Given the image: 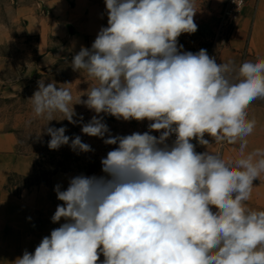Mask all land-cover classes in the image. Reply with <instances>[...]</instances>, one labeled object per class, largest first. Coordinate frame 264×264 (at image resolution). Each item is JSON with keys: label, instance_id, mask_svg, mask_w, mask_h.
Segmentation results:
<instances>
[{"label": "clouds", "instance_id": "1", "mask_svg": "<svg viewBox=\"0 0 264 264\" xmlns=\"http://www.w3.org/2000/svg\"><path fill=\"white\" fill-rule=\"evenodd\" d=\"M105 5L107 27L71 61L74 71L96 81L87 99L73 103L71 83L58 87L43 79L30 99L34 115L48 121L38 137H51L50 150L94 151L79 135H66V126H49L53 120L80 124L83 134L117 147L101 159L106 175L81 174L66 190L54 187L63 203L52 222H66L14 264H264V210L245 204L264 174V149L245 155L256 128L248 109L264 98V58L243 62L232 76L233 68L217 64L205 49L182 52L178 37L197 31L195 0ZM75 104L96 115L87 123L74 119ZM102 113L147 119L150 131H163L159 138L113 136ZM205 134L217 144L239 142V158L197 153L191 141L208 146Z\"/></svg>", "mask_w": 264, "mask_h": 264}, {"label": "rangeland", "instance_id": "2", "mask_svg": "<svg viewBox=\"0 0 264 264\" xmlns=\"http://www.w3.org/2000/svg\"><path fill=\"white\" fill-rule=\"evenodd\" d=\"M19 3L20 0H0V21L8 22L10 18L13 20L14 12L9 10L17 7ZM195 6L197 12L194 22L197 31L181 34L178 37V46L183 45L182 52L194 54L205 49L209 57L216 60L219 49L229 34L225 23L228 0H195ZM0 58L5 60L0 68V131L14 133L17 137V154L29 157L32 161L30 173H11L5 188L17 198L38 200L36 210H42L40 215L35 210L28 211L29 214L36 215L22 219V237L15 236L6 241L13 248L25 247L31 253L43 237L49 236L53 229L66 222L63 218L57 223L52 222L57 205L63 203L57 199L54 187L59 184L61 190H66L69 179L81 174L97 177L106 175L102 171L101 159L117 145H106L101 138L85 135L81 132L80 124L73 125L67 120H53L49 126H66V135H79L82 142L89 144L94 151L74 152L67 145L58 150H50L47 144L51 137L46 134L38 137L48 122L46 117H36L33 112L30 98L38 90V81L43 79L45 85L56 82L58 87L71 83L66 87L71 91L73 103H77L80 96L82 100H86L85 92L96 83L88 77L86 71L73 70V57H61L47 67L40 66L37 38L26 36L23 31H19V26H13L10 43L0 44ZM41 73L44 74L43 77ZM74 109L78 114L74 119L82 116L83 123L96 115L83 104H75ZM100 115L113 136H126L137 132L143 122L124 121L103 113ZM54 117L59 120L63 118V114L56 112ZM55 176H64L65 180ZM22 255H10L11 263L14 264ZM0 258H7V255H0Z\"/></svg>", "mask_w": 264, "mask_h": 264}, {"label": "crops", "instance_id": "3", "mask_svg": "<svg viewBox=\"0 0 264 264\" xmlns=\"http://www.w3.org/2000/svg\"><path fill=\"white\" fill-rule=\"evenodd\" d=\"M11 10L15 15L13 20L0 21V44H9L13 26H19V31L26 36L37 38L42 67L61 57H74L82 46L91 49L100 29L107 27L108 20L105 0H20ZM258 58H264V0H248L225 44L219 49L216 62L229 64L234 70L231 75L235 76L243 62H254ZM3 61L0 58V68ZM248 116L256 120V128L246 138L245 155L257 148L264 149V98L249 106ZM204 138L210 144H199L200 153L209 151L224 159L239 158V142L217 144L207 134ZM31 169V159L17 154L16 135L0 131V255H7V258H0V264H12L10 255L24 254L25 247L13 248L6 239L22 237V219L42 212L36 210L38 200L17 198L5 188L11 173L27 175ZM55 177L65 180L64 176ZM245 204L253 210H264V174L254 181L251 199ZM33 210L36 214L28 213ZM100 259L103 261L104 258Z\"/></svg>", "mask_w": 264, "mask_h": 264}, {"label": "built area", "instance_id": "4", "mask_svg": "<svg viewBox=\"0 0 264 264\" xmlns=\"http://www.w3.org/2000/svg\"><path fill=\"white\" fill-rule=\"evenodd\" d=\"M248 0H243L242 2V6L238 7V5L241 4V0H228V8L225 12V23L227 26V29H229V34L228 37L231 33V31L233 30L235 23L238 19V17L241 15L242 10L244 9V7L246 6ZM227 37V38H228ZM227 39H225L224 44L226 42ZM152 123V121H148L147 119L143 120L141 126L139 127V129L137 130L138 133L143 134L144 132H150L151 135L156 136L157 138H159V136L161 135V132L163 130H161V132H157V131H150L149 129V124ZM176 139V135L173 133L171 136H169V138L165 141V144L168 145L169 147L173 146L174 142ZM191 143H193L195 145V151L197 153H200V149H199V143L197 142V140L193 139L191 141ZM225 142H223L224 144ZM163 145H161L162 147Z\"/></svg>", "mask_w": 264, "mask_h": 264}]
</instances>
